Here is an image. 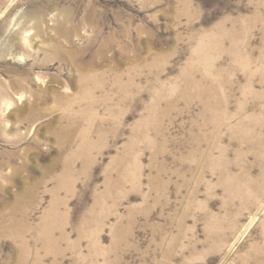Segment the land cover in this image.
<instances>
[{
    "label": "rangeland",
    "instance_id": "rangeland-1",
    "mask_svg": "<svg viewBox=\"0 0 264 264\" xmlns=\"http://www.w3.org/2000/svg\"><path fill=\"white\" fill-rule=\"evenodd\" d=\"M0 264H264V0H0Z\"/></svg>",
    "mask_w": 264,
    "mask_h": 264
}]
</instances>
